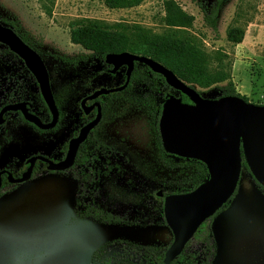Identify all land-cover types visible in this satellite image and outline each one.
I'll use <instances>...</instances> for the list:
<instances>
[{
    "label": "rangeland",
    "instance_id": "1",
    "mask_svg": "<svg viewBox=\"0 0 264 264\" xmlns=\"http://www.w3.org/2000/svg\"><path fill=\"white\" fill-rule=\"evenodd\" d=\"M193 16L190 27L179 34L194 36L211 56V68L231 74L236 90L248 101H264V0H221L216 30L204 24L197 0H175ZM164 0H143L131 8H108L103 0H0V19L15 21L44 56L53 92L62 94L65 115L55 131L37 133L15 114L0 128V169L13 172L32 154L57 157L58 147L75 127V110L84 94L75 88L86 73L69 72L56 56L86 55L88 51L69 39L73 22L90 18L107 26L123 24L129 31L164 34ZM241 27L244 36L232 43L226 33ZM104 83V78L96 80ZM221 85L225 82L220 83ZM36 89L21 60L0 45V96L6 90ZM197 90L204 92L194 85ZM72 87V88H71ZM108 109L92 136L117 147L130 162L157 180L184 173L162 163L153 121L147 112L128 102L121 93L110 94ZM75 109V110H74ZM178 161L176 158H173ZM123 176L112 182L99 180L97 203L111 214L136 222H101L82 214L78 204L80 181L75 169L35 171L31 179L8 184L0 195V264H88L93 249L110 240L165 246L172 232L161 217L151 218L130 202L141 189V176L131 163L122 165ZM115 175V174H114ZM119 177V178H118ZM212 232L209 264H264V188L256 186L244 166L234 195L226 207L206 220ZM200 237L189 248L201 250Z\"/></svg>",
    "mask_w": 264,
    "mask_h": 264
},
{
    "label": "trees",
    "instance_id": "2",
    "mask_svg": "<svg viewBox=\"0 0 264 264\" xmlns=\"http://www.w3.org/2000/svg\"><path fill=\"white\" fill-rule=\"evenodd\" d=\"M142 1L103 0L104 4L112 9L135 7ZM220 3L221 0H197V5L203 14L204 24L213 30L217 28ZM163 7L165 12L163 17L164 23L168 28L172 29L171 32L164 34L129 31L123 24L107 26L98 19L86 18L73 22L69 29V39L72 43L87 50L88 54L73 57L60 55L56 56V58L69 72L82 74L86 73L85 69L92 68L91 75L82 76L75 88L76 92L80 93L84 88H87L83 94L86 95L100 86H112L118 76L117 74L110 73L109 69L111 65L105 62V56L108 53L128 51L150 57L172 70L180 80L190 85H196L200 89H205L204 92L198 90L202 96L209 98L238 96L248 101L246 96L241 95L236 90L231 74L222 68H211V56L203 49L202 44L194 36L179 34L177 32L183 28L190 27L194 19L193 16L185 12L175 0H164ZM0 22L11 27L44 60L43 54L34 47L31 38L26 33L18 31V24L15 21L0 19ZM226 36L232 43H240L244 36V29L241 27L230 28ZM3 47L8 54L21 60L6 46L3 45ZM23 66L27 75L32 79L36 89L26 87L25 85L22 86L23 92L15 93L11 89L6 90L0 103L7 104L20 100H29L36 106L40 119L43 122H48L51 119V114L39 92L37 82L24 64ZM122 67L125 68V66ZM101 78H104V83L98 84L96 80ZM124 80L125 74L121 72L119 82L123 83ZM222 82H225V84L221 85L220 83ZM120 93L126 98L131 99L137 106L143 108L150 116L153 121V128L159 149L165 154L158 133V122L163 102L171 95L180 98L185 103H191L189 98L179 90L169 86L161 74L153 72L148 66L140 62L134 63V69L129 83ZM53 95L60 112V119L58 124L49 131H55L65 115L64 110L61 108L62 94L53 92ZM105 96L108 97L110 95ZM98 100L101 104L102 112H104V95H101ZM10 113L5 115L6 119ZM18 115L23 120L19 112ZM36 130L40 133L45 132L40 129ZM75 134V132H72L71 136ZM66 145L67 141L60 145L61 154L58 159L63 157ZM173 158H176L178 161H175ZM40 165L45 166L46 163L37 161L33 173L40 170ZM74 165H78L75 176L80 181L77 202L82 207L81 211L84 216L101 222L130 223L137 221L136 218L130 220L125 215L111 214V212H108L103 206L97 203L96 197L99 191V180L104 176L103 141L90 135L80 145ZM166 165L169 168H178L184 171V173L171 180L162 181L157 180L141 168H137L135 172L136 175L141 176L142 185L140 191L134 197L130 198L129 201L133 204L135 202L138 206V211L151 218L161 217L164 220L163 199L166 195L191 191L208 177L206 165L197 159L171 154V160ZM243 166L248 169L244 160H242ZM23 169L24 167L20 171ZM2 177V186H4L8 184V180L5 179L4 174ZM253 180L258 188H264L254 178ZM158 190H162L163 197L156 195ZM228 201L214 214L223 210ZM205 222L206 220L199 226L193 236L201 238L203 242L202 249H190L189 240L185 244L183 251L169 264H209V258L212 252V232L207 229ZM168 246L169 244L161 246L124 240H110L92 250L88 264H165L164 255Z\"/></svg>",
    "mask_w": 264,
    "mask_h": 264
},
{
    "label": "water",
    "instance_id": "3",
    "mask_svg": "<svg viewBox=\"0 0 264 264\" xmlns=\"http://www.w3.org/2000/svg\"><path fill=\"white\" fill-rule=\"evenodd\" d=\"M0 44L16 54L35 78L40 94L49 109L51 119L42 122L36 115L28 112L25 102L4 105L0 109V125L7 111L19 110L28 122L41 130H49L59 120L50 76L41 55L9 26L0 22ZM105 62L112 65L111 73L120 66H126V78L116 87L101 86L80 100L85 114L96 109L95 116L82 125L76 136L69 139L63 159L55 161L40 154L26 159L28 166L19 177L7 173L10 184L22 183L31 179L37 160L46 163L48 171H64L74 163L76 153L90 131L100 122L102 109L100 95L123 90L130 79L135 62L148 66L153 72L161 74L172 88L185 94L191 103L169 96L162 105L158 130L165 152L202 161L208 169V177L194 189L184 193L166 195L163 199V218L172 232V241L165 251L164 263L169 264L184 249L199 226L219 210L235 192L245 161L253 178L264 187V104L246 101L238 96L209 98L202 96L194 85L180 80L172 70L154 59L128 51L108 53ZM87 100H94L86 105ZM162 196V191H157Z\"/></svg>",
    "mask_w": 264,
    "mask_h": 264
},
{
    "label": "flooded vegetation",
    "instance_id": "4",
    "mask_svg": "<svg viewBox=\"0 0 264 264\" xmlns=\"http://www.w3.org/2000/svg\"><path fill=\"white\" fill-rule=\"evenodd\" d=\"M22 61V60H21ZM122 66H125V65H122ZM122 66H120L114 73H111V74H117V76H118V78L116 79V81L112 84V86H110V87H116V86H119V85H121V84H123V83H120L119 82V78H120V76H121V72L122 73H124L125 74V78H126V66H125V68H123ZM112 68V65H111V67H110V69ZM110 69H109V71H110ZM119 69H120V72H119ZM134 69V68H133ZM28 70V69H27ZM29 71V70H28ZM132 72H133V70H132ZM132 74V73H131ZM131 77V76H130ZM130 80V79H129ZM125 81V80H124ZM129 83V82H128ZM38 86V85H37ZM101 87V86H100ZM104 87H107V86H105L104 85ZM110 87H108V88H110ZM126 88V87H125ZM124 88V89H125ZM39 89V88H38ZM123 89V90H124ZM95 90V89H94ZM122 91V90H121ZM121 91H118V92H113V93H110V94H114V93H120ZM40 92V91H39ZM53 92V91H52ZM4 93L5 92H3L2 93V95L0 96V100H1V98L4 96ZM91 93V92H90ZM89 93V94H90ZM110 94H105V95H110ZM86 95H88V94H86ZM86 95H83L82 97H81V99L84 97V96H86ZM104 95V114L106 113V111H107V109H108V102H107V100L109 99V96L108 97H106ZM101 96V95H100ZM99 96V97H100ZM99 97H97L95 100H97V101H99L98 100V98ZM55 99V98H54ZM80 99V100H81ZM125 99L128 101V102H130V103H132V104H135L131 99H129V98H126L125 97ZM80 100H79V102H78V104H77V109L75 110V123H76V125H75V127L73 128V130L70 132V134H69V137H68V139L66 140L67 141V145H66V149H65V151H64V154H63V157H61V158H59L58 159V157L60 156V154H61V149H60V146L58 147V149H57V152H58V156L55 158V157H53V156H50V157H48V158H50V159H52V160H55V161H58V160H61V159H63L64 158V156H65V153H66V150H67V146H68V142H69V139L70 138H72V137H74V136H76L77 135V133H78V131H79V128L82 126V125H84L85 123H87L88 121H90L94 116H95V114H96V109L95 108H93V109H91L87 114H85L84 112H83V110L81 109V107H80ZM94 100H87L86 101V105H90L92 102H93ZM17 102H25L26 103V108H27V110H28V112H30V113H32V114H34V115H36L39 119H40V117L38 116V114H37V108H36V106L35 105H33L32 104V102L31 101H29V100H20V101H17ZM12 103H16V102H12ZM56 103V102H55ZM7 104H11V103H7ZM7 104H1L0 103V109H1V107H3L4 105H7ZM136 105V104H135ZM57 106V105H56ZM137 106V105H136ZM58 108V107H57ZM101 109H102V107H101ZM59 110V109H58ZM9 112H11L10 114H9V116H8V118L6 119L5 118V115L6 114H8ZM18 112L21 114V112L19 111V110H16V111H7L6 113H4V115H3V118H4V122L0 125V128L8 121V120H10L11 119V117H12V115H16L17 117H19V115H18ZM102 114H103V112H102ZM83 115V116H82ZM21 116H22V114H21ZM23 117V116H22ZM102 118V117H101ZM19 119H21L20 117H19ZM59 119H60V112H59ZM22 120V119H21ZM41 120V119H40ZM23 123H25L27 126H29L32 130H34V131H36L37 133H40V132H38L36 129H39V128H37L34 124H32L31 122H28V121H26L25 119H24V117H23ZM42 121V120H41ZM50 121V120H49ZM43 122V121H42ZM58 122H59V120H58ZM58 122H57V124H58ZM56 124V125H57ZM54 128V127H53ZM52 128V129H53ZM52 129H49V130H52ZM94 129V128H93ZM92 129V130H93ZM41 130V129H40ZM49 130H43V131H45V132H48ZM92 130L90 131V133L88 134V136H87V138L90 136V135H92ZM72 132H75L76 134L74 135V136H71V133ZM155 132V131H154ZM158 133H159V130H158ZM160 136V135H159ZM86 138V139H87ZM86 141V140H85ZM84 141V142H85ZM82 144V143H81ZM80 144V145H81ZM62 145V144H61ZM161 146H162V143H161ZM80 147V146H79ZM158 148H159V146H158ZM79 149V148H78ZM162 149H163V147H162ZM161 151V150H160ZM163 151H164V149H163ZM165 152V151H164ZM77 154V153H76ZM32 155H34V154H32ZM165 158H164V160H162V158H160V160L162 161V163L164 164V165H166V163L167 162H170V160H171V154L170 153H167V152H165ZM173 155V154H172ZM31 156V155H30ZM44 156V155H43ZM47 157V156H46ZM76 157V156H75ZM28 158V157H27ZM26 158V159H27ZM26 159H25V161L23 162V164L20 166V167H18L17 168V170L15 171V172H13V171H11V170H9V169H0V170H6V171H9V172H11L12 173V175L14 176V177H19L21 174H22V172L23 171H25L26 170V168H27V166H28V163H26ZM37 161H41V160H37ZM37 161L35 162V164H34V167H33V170H34V168H35V165H36V163H37ZM74 163H75V160H74ZM74 163H73V165L71 166V168H69V169H75V171H77V168H78V165H74ZM125 163H131V167H133V169H137V168H140L137 164H135V163H132V162H130L129 161V159H128V157L126 156V155H124L117 147H115L114 145H112V144H109V143H106V142H104V176L102 177V180L104 179V182H106V181H109V182H112L114 179H116L117 178V176H119V177H122L123 176V170H125V168L124 167H122V165L123 164H125ZM167 166V165H166ZM24 167V169L22 170V171H20L21 170V168H23ZM40 169H46V165L45 166H42V165H40ZM47 170V169H46ZM49 172H51V173H53V172H56V171H49ZM58 172H60V171H58ZM19 173V174H18ZM3 174H4V176H5V179H7V173L6 172H4V173H2L1 174V180H2V184H3ZM32 174H33V171H32ZM75 174H76V172H75ZM115 174V175H114ZM118 177V178H119ZM2 184H1V188H0V190H2V188L3 187H5L6 185H8V184H10L9 182H8V184H6V185H4V186H2ZM17 184V183H16ZM159 191V190H158ZM162 191V190H161ZM156 195H157V192H156ZM158 196V195H157ZM164 195H163V192H162V196H159V197H163Z\"/></svg>",
    "mask_w": 264,
    "mask_h": 264
},
{
    "label": "built area",
    "instance_id": "5",
    "mask_svg": "<svg viewBox=\"0 0 264 264\" xmlns=\"http://www.w3.org/2000/svg\"><path fill=\"white\" fill-rule=\"evenodd\" d=\"M263 104H264V101H263Z\"/></svg>",
    "mask_w": 264,
    "mask_h": 264
},
{
    "label": "crops",
    "instance_id": "6",
    "mask_svg": "<svg viewBox=\"0 0 264 264\" xmlns=\"http://www.w3.org/2000/svg\"><path fill=\"white\" fill-rule=\"evenodd\" d=\"M234 81V80H233Z\"/></svg>",
    "mask_w": 264,
    "mask_h": 264
}]
</instances>
